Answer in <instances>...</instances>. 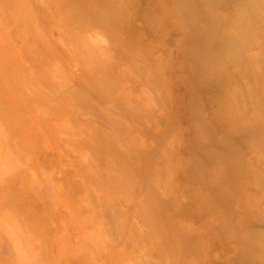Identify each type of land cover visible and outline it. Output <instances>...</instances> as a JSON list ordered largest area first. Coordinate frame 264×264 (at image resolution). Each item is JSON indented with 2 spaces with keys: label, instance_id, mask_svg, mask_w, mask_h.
I'll return each mask as SVG.
<instances>
[{
  "label": "rangeland",
  "instance_id": "1",
  "mask_svg": "<svg viewBox=\"0 0 264 264\" xmlns=\"http://www.w3.org/2000/svg\"><path fill=\"white\" fill-rule=\"evenodd\" d=\"M263 3L0 0V264L264 258ZM191 4L214 90L185 111Z\"/></svg>",
  "mask_w": 264,
  "mask_h": 264
},
{
  "label": "clouds",
  "instance_id": "2",
  "mask_svg": "<svg viewBox=\"0 0 264 264\" xmlns=\"http://www.w3.org/2000/svg\"><path fill=\"white\" fill-rule=\"evenodd\" d=\"M187 19V47L178 52L174 61L176 102L187 110L190 92L199 93L200 104L206 109L211 103L214 81L210 75V48L207 40L208 26L203 22L197 5L191 4ZM239 233V229H237ZM238 247L247 259L240 264H264V258L256 259L257 251L247 238H237ZM264 257V253H262Z\"/></svg>",
  "mask_w": 264,
  "mask_h": 264
},
{
  "label": "bare ground",
  "instance_id": "3",
  "mask_svg": "<svg viewBox=\"0 0 264 264\" xmlns=\"http://www.w3.org/2000/svg\"><path fill=\"white\" fill-rule=\"evenodd\" d=\"M234 1H235V0H234ZM214 3H215V2H214ZM248 4H249V3H248ZM263 4H264V3H263ZM258 7H259V6H258ZM236 9L238 10V8H236ZM237 10L235 11L236 13L238 12ZM235 12L233 11V16L236 15ZM239 12H240V11H239ZM239 12H238V16L241 18L242 15H241V13H239ZM246 12H247V11H246ZM247 14H248V13H247ZM251 14H252V13H251ZM244 16H245V15H244ZM236 18H237V17H236ZM240 18H239V20H240ZM237 19H238V18H237ZM247 20H248V19H247ZM231 21H232V20H231ZM234 21H235V20H234ZM240 21H241V20H240ZM248 21H249V20H248ZM257 22H258V21H257ZM249 24L251 25V23H249ZM252 24H253V22H252ZM255 25H256V24H255ZM255 27H256V26H255ZM257 28H258V27H256V29H257ZM263 28H264V27H263ZM256 29H253V30H256ZM248 33H249V32H248ZM261 33H262V32H261ZM258 37H259V36H258ZM252 38H253V37H252ZM260 38H261V37H260ZM260 50L262 51V49H260ZM262 53H264V52H262ZM262 56H263V55H261V57H262ZM263 58H264V57H263ZM263 58H261V59H263ZM263 60H264V59H263ZM249 61H250V60H249ZM261 62H264V61H261V60H260V62H258L257 64L262 65V64H260ZM246 63H247V62H246ZM253 63H254V62H253ZM250 64H251V63H250ZM250 64H249V65H250ZM257 64H256V65H257ZM263 64H264V63H263ZM246 65H247V64H246ZM251 65H252V64H251ZM251 65H250V67H246V68H248L250 74H249L247 71H246V72H247L246 74H247V75L249 74L250 77H252V80H254V79H253L254 74H253L252 69H254V70L257 69V70H259L260 68H258L259 65L256 66L255 63H254L253 65H254L255 67H257V68H254V67L251 68ZM259 67H260V66H259ZM246 68H245V69H246ZM249 68L251 69V72H250V69H249ZM243 69H244V68H243ZM255 74H257V73H255ZM250 77H249L248 79H250ZM256 77H257V76L255 75L254 78L256 79ZM257 79H258V77H257ZM219 81H220V80H219ZM254 81H255V80H254ZM252 82H253V81H252ZM229 83H230V82H229ZM256 83H257V81H256ZM256 85H257V84H256ZM249 86H250V85H249ZM249 86H248V88H249ZM251 86H252V84H251ZM250 88H251V87H250ZM248 91H249V90H248ZM258 116H259V115H258ZM256 125H258V124H256ZM256 125H255V126H256ZM257 127H259V125H258Z\"/></svg>",
  "mask_w": 264,
  "mask_h": 264
}]
</instances>
